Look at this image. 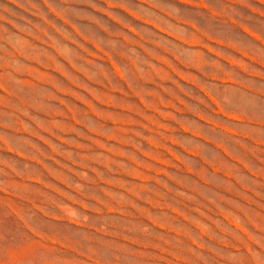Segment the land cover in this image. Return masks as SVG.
I'll use <instances>...</instances> for the list:
<instances>
[{
    "label": "rangeland",
    "instance_id": "1",
    "mask_svg": "<svg viewBox=\"0 0 264 264\" xmlns=\"http://www.w3.org/2000/svg\"><path fill=\"white\" fill-rule=\"evenodd\" d=\"M0 264H264V0H0Z\"/></svg>",
    "mask_w": 264,
    "mask_h": 264
}]
</instances>
